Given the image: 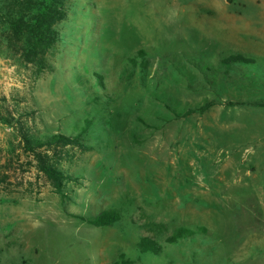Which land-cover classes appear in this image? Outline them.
Wrapping results in <instances>:
<instances>
[{
    "label": "rangeland",
    "instance_id": "obj_1",
    "mask_svg": "<svg viewBox=\"0 0 264 264\" xmlns=\"http://www.w3.org/2000/svg\"><path fill=\"white\" fill-rule=\"evenodd\" d=\"M65 4L44 71L0 46V113L12 123L0 119V264H264V108L226 104L264 99V0ZM233 52L257 67L207 81ZM208 101L184 118L166 107ZM86 117L83 137L37 148L42 160L19 135L77 136ZM109 208L123 214L114 226L81 219ZM181 226L209 234L165 243ZM142 236L162 254L141 253Z\"/></svg>",
    "mask_w": 264,
    "mask_h": 264
},
{
    "label": "trees",
    "instance_id": "obj_2",
    "mask_svg": "<svg viewBox=\"0 0 264 264\" xmlns=\"http://www.w3.org/2000/svg\"><path fill=\"white\" fill-rule=\"evenodd\" d=\"M66 15L65 0H0V46L8 51L9 55L17 59L20 65H33L39 71H44L47 68V59L49 52L58 41V31L56 25L60 23ZM145 51L140 50L136 57H142ZM131 62H136L135 58L130 59ZM258 59L254 56L247 55L241 52L220 53L218 55V67L216 69L207 68L211 72V78L206 77V80H216L218 74L231 78L237 73L244 72L246 68H256ZM264 78V74L262 75ZM213 80V81H214ZM210 82V84L213 83ZM99 98H93L91 105L98 108ZM251 104L256 107L264 108V99H258L252 102H233L228 101V105ZM215 101H208L203 105L187 109L185 112H177L172 106L167 104V108L175 114L177 118L188 117L195 113H204L213 106ZM102 115V112L97 110L93 113V117ZM93 117L83 119L84 125L80 128V134L77 136H66L61 134L47 135L44 139L32 140V135L20 131V137L25 144V149L36 154V149L43 146H51L53 144H70L83 137L86 131L94 125ZM0 119L7 125H12L11 120H8L0 113ZM38 154V159L42 160L41 154ZM44 161V159H43ZM41 169L57 184L60 185L62 179L61 174L55 169L42 165ZM81 219L93 227H110L123 219V214L119 208H109L100 211L97 215L89 217L82 216ZM161 233H165L162 231ZM209 229L205 226L194 228L177 227L166 234L164 242L168 244H176L183 239L195 237L197 235H207ZM137 247L141 253H152L161 255L163 245L153 237L142 236L137 242ZM132 264V260H125L124 254L120 255V260L115 264Z\"/></svg>",
    "mask_w": 264,
    "mask_h": 264
}]
</instances>
